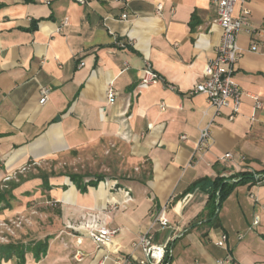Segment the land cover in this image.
I'll return each mask as SVG.
<instances>
[{"label": "crops", "instance_id": "crops-1", "mask_svg": "<svg viewBox=\"0 0 264 264\" xmlns=\"http://www.w3.org/2000/svg\"><path fill=\"white\" fill-rule=\"evenodd\" d=\"M84 1L0 0V190L15 182L18 189L23 180L7 177L22 178L32 163L109 146L148 169L141 180H102L86 193L67 176L50 177L51 196L78 211L66 223L95 213L119 233L102 248L87 237L79 245L77 234L60 235L50 240L44 258L36 261L27 253L25 264H97L106 255V264H115L118 253H131L137 235L147 232L152 215L164 206L171 228L157 232L156 241L183 232L170 243L169 264H215L228 256L236 264H264V0L245 3L251 15L238 38L240 112L229 120L231 111L223 110L205 153L196 151L197 143L214 109L192 90L205 80L222 41L216 0ZM147 63L163 82L141 84ZM111 86L114 104L108 100ZM43 87L49 88L45 104ZM229 153L233 159L220 160ZM242 172L261 179L238 185L217 208L214 222L216 178ZM73 189L78 203L64 198ZM224 234L227 248L217 245ZM78 249L86 253L82 262L72 258Z\"/></svg>", "mask_w": 264, "mask_h": 264}, {"label": "built area", "instance_id": "built-area-1", "mask_svg": "<svg viewBox=\"0 0 264 264\" xmlns=\"http://www.w3.org/2000/svg\"><path fill=\"white\" fill-rule=\"evenodd\" d=\"M84 4V0H78ZM217 19L216 23L222 28V41L217 48L216 57L208 64L206 70L205 80L199 82L192 90V94H204L209 101L210 107L214 109V115L206 122L200 129V138L197 143V152H207L213 145L212 128L216 119L222 115L223 110L229 109L231 111L229 120H234L239 114L242 105L241 87L236 82V72L238 63L242 57L238 38L241 32L246 30L249 26V19L251 12L245 6L247 0H216ZM241 4V11L236 14L237 5ZM163 4H158L157 13L161 15ZM128 14H123V19H128ZM121 47H126L124 43L119 42ZM163 82L161 76L154 70L151 64L147 63L143 70V77L141 84L145 86L155 85ZM174 89L172 86H168ZM49 88H41L42 104L48 100ZM117 92L111 86L108 89V100L110 104L116 101ZM256 103L255 108L262 106L261 100L258 96H250ZM162 110H166V106L162 104ZM187 136L183 135L182 140H186ZM233 159L232 154H226L220 158L221 161ZM25 170V169H24ZM12 177L7 178L11 180ZM117 184L112 186L115 189ZM169 208L164 206L158 212L152 215L151 225L145 233L137 235L136 241L132 245L131 253L128 255L118 253L114 258L115 264H169L172 250L170 248L171 241L180 238L183 232H177L176 235L163 243L156 241V233L160 230L171 228L170 220L168 218ZM255 225L259 224L256 220ZM75 234H77L78 244L83 243V237H87L97 246V248L109 246L115 236L119 233L117 228H109L101 224L98 214L88 213L83 216L81 223L77 226H70ZM75 236V235H74ZM227 235H222L217 245L221 248H227ZM140 252L142 257H137ZM86 253L78 249L75 252L74 258L77 262L84 261ZM109 256L106 255L97 264H106ZM215 264H236L231 257L219 260Z\"/></svg>", "mask_w": 264, "mask_h": 264}, {"label": "rangeland", "instance_id": "rangeland-1", "mask_svg": "<svg viewBox=\"0 0 264 264\" xmlns=\"http://www.w3.org/2000/svg\"><path fill=\"white\" fill-rule=\"evenodd\" d=\"M147 166L146 164L143 168V163H138L130 158L129 154L121 153L111 146L103 150L91 149L81 154L60 156L55 160L26 166L25 170H22V178L15 175L11 179L17 182L23 181L14 191L17 201L12 202L10 209L0 213V244L10 242L30 244L47 236H52L54 239L60 235L65 237L75 235L69 227L77 226L80 222L70 224L66 221L78 218L76 207L65 206L52 197V192L47 191L42 185L43 174L51 176V179L76 174L84 177V181H93L99 176L104 177V182L137 181L142 179V172L147 171ZM9 177L11 176L7 178ZM78 196L77 190L73 189L65 193L64 198L77 200L78 203ZM74 255L72 258L76 261Z\"/></svg>", "mask_w": 264, "mask_h": 264}, {"label": "trees", "instance_id": "trees-1", "mask_svg": "<svg viewBox=\"0 0 264 264\" xmlns=\"http://www.w3.org/2000/svg\"><path fill=\"white\" fill-rule=\"evenodd\" d=\"M50 177L46 173L41 176L42 185L46 190L51 191L53 188L50 185ZM72 183H74L81 193H86L88 186H97L99 182L104 180L103 176L96 177L93 181L89 180L88 182L84 181V177L70 174L67 175ZM256 176L252 173L242 172L235 174L232 178L224 179L217 177L214 182V188L212 190L211 200L213 203V212L212 217L214 222H219L218 216H216L217 208L219 209L223 201L233 192V190L240 184L253 181L254 183L258 182L261 178H255ZM10 184H8V187ZM19 184L15 182L14 188H6L0 190V213L6 209H10L11 200H15L16 196L14 195V189L18 187ZM53 239L52 236H47L44 239L32 242L30 244H25L22 242L14 243L10 242L8 244H0V259L1 260H10L16 258L19 264H25L27 253H33L35 260L40 261L47 255L50 240Z\"/></svg>", "mask_w": 264, "mask_h": 264}]
</instances>
